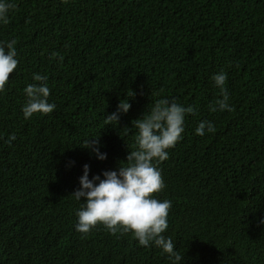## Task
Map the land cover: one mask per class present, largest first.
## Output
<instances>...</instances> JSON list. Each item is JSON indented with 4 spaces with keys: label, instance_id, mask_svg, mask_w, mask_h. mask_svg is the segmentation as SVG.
I'll return each mask as SVG.
<instances>
[{
    "label": "trees",
    "instance_id": "obj_1",
    "mask_svg": "<svg viewBox=\"0 0 264 264\" xmlns=\"http://www.w3.org/2000/svg\"><path fill=\"white\" fill-rule=\"evenodd\" d=\"M7 2L0 42L17 40L19 63L0 92V264H173L131 234L77 232L84 201L71 196L85 165L90 180L119 170L132 121L159 99L196 109L158 165L177 264H264V0ZM221 72L232 112L210 111ZM33 74L55 109L25 119ZM122 100L129 111L105 125ZM202 121L215 132L197 135ZM94 138L103 161L83 148Z\"/></svg>",
    "mask_w": 264,
    "mask_h": 264
},
{
    "label": "clouds",
    "instance_id": "obj_2",
    "mask_svg": "<svg viewBox=\"0 0 264 264\" xmlns=\"http://www.w3.org/2000/svg\"><path fill=\"white\" fill-rule=\"evenodd\" d=\"M62 2L66 3L67 0ZM16 8V4L0 0V23L7 25L10 22L9 11ZM16 44V39L0 42V92L5 91L10 76L17 69L19 62L16 59ZM57 56L62 62L64 57L53 53V58ZM32 79L36 83L24 89L27 97V103L22 109L25 119L34 114L47 116L55 109V104L48 102L50 88L47 76L33 74ZM212 79L220 89L222 99L210 105V111H234L225 87L226 73L216 74ZM130 107L127 100H122L117 112L106 116L105 125H118L120 114H126ZM195 114L193 106L185 107L175 101L159 99L142 118L132 121V127L138 130L135 136L136 147L129 152L126 162L120 164L118 171H106L103 179L94 176L90 180V169L85 165L79 181L80 188L71 194L77 201H84L76 213V231L87 236L92 229L102 225L112 235L131 234L142 247L154 245L162 249L173 264L181 261L183 257L175 251L172 239L163 235L168 229L172 202L157 198L166 187L158 165L169 158V150L182 139L185 117ZM205 129L209 133L215 132L211 122L202 121L196 128V134L203 136ZM15 139L13 134L7 142L11 144ZM83 148L92 151L101 161L106 159V154H100L99 138L86 140Z\"/></svg>",
    "mask_w": 264,
    "mask_h": 264
}]
</instances>
